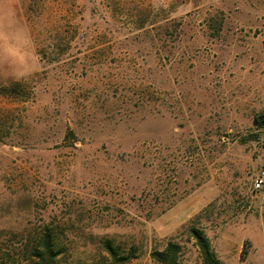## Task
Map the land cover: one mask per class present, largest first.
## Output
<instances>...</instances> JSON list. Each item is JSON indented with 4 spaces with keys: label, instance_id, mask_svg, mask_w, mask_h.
<instances>
[{
    "label": "rangeland",
    "instance_id": "374dc122",
    "mask_svg": "<svg viewBox=\"0 0 264 264\" xmlns=\"http://www.w3.org/2000/svg\"><path fill=\"white\" fill-rule=\"evenodd\" d=\"M261 112L264 0H0V263L264 264Z\"/></svg>",
    "mask_w": 264,
    "mask_h": 264
},
{
    "label": "trees",
    "instance_id": "16d2710c",
    "mask_svg": "<svg viewBox=\"0 0 264 264\" xmlns=\"http://www.w3.org/2000/svg\"><path fill=\"white\" fill-rule=\"evenodd\" d=\"M252 120L256 128L264 132V112L255 114ZM188 235L194 240V244L203 264H219L215 259V256L210 249L209 242L202 231L192 227L188 230ZM102 245L112 262H121L129 259L127 256L123 257L122 255H119L120 246L113 245L111 241H104ZM40 249L41 251L36 253L35 256L42 264H56L54 260L57 257V253L52 251L53 249L49 236L45 235L41 238ZM130 251H133V249H130ZM179 252L180 247L178 244H175L174 242H167L162 250L152 252L150 257L157 264H181L178 258ZM0 264L9 263L3 262Z\"/></svg>",
    "mask_w": 264,
    "mask_h": 264
},
{
    "label": "built area",
    "instance_id": "2783aa9c",
    "mask_svg": "<svg viewBox=\"0 0 264 264\" xmlns=\"http://www.w3.org/2000/svg\"><path fill=\"white\" fill-rule=\"evenodd\" d=\"M253 187L255 190L264 188V169L259 172V175L254 180Z\"/></svg>",
    "mask_w": 264,
    "mask_h": 264
}]
</instances>
